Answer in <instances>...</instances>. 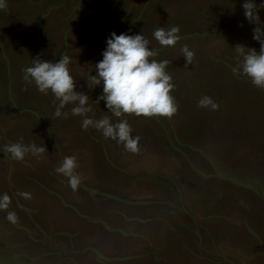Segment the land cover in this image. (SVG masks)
I'll use <instances>...</instances> for the list:
<instances>
[{
  "label": "crops",
  "instance_id": "0c3cea01",
  "mask_svg": "<svg viewBox=\"0 0 264 264\" xmlns=\"http://www.w3.org/2000/svg\"><path fill=\"white\" fill-rule=\"evenodd\" d=\"M138 32L150 45L158 43L151 42L152 32L133 30ZM100 47H105L104 40ZM101 50L97 46L86 60L87 55L81 57L85 71L76 70L73 58L68 68L74 80L91 82ZM171 56L149 58L168 57L172 67L165 71L185 80L184 87L171 95L177 110L170 117H112L103 102L93 103L92 91L75 83L78 91L89 95L96 118L127 120L131 135L139 137L135 153L94 128L82 129L80 117L70 112L66 118L54 117L55 104H49L53 96L27 93L25 86H35L22 78L23 73L18 75L22 67L6 71L15 80L7 99L0 76V147L20 140L46 148L39 158L26 154L19 161L0 151V193L10 198L8 207L0 209V223L8 225L10 240H17L20 235L14 231L25 227L41 236L30 244L24 238L26 253L40 248L62 264H264V204L252 197L237 200L241 193L248 194L240 186L231 184L226 190V185L201 176V169L212 168L203 161V148L198 144L192 148L196 127L220 126L200 115L203 107L197 106L207 95L198 82L208 57L197 58L200 66L194 68L191 59L190 69L177 73ZM70 107L66 104L62 111ZM71 155L77 157L74 171L81 178L75 191L55 171L63 157ZM9 211L15 213V222L6 219Z\"/></svg>",
  "mask_w": 264,
  "mask_h": 264
},
{
  "label": "rangeland",
  "instance_id": "374dc122",
  "mask_svg": "<svg viewBox=\"0 0 264 264\" xmlns=\"http://www.w3.org/2000/svg\"><path fill=\"white\" fill-rule=\"evenodd\" d=\"M241 3L242 0H7V7L0 10L2 95L7 99L8 89L11 86L13 89L15 82L6 71L22 67L18 72L21 76L19 73H23L36 56L54 61L59 55L67 54L70 62L76 58V70L85 71L81 57L87 55L83 57L86 60L97 46L101 50L110 32L133 34V30L141 27L143 32L149 33L156 28L178 26L179 39L173 46L149 43V48L156 52V58L167 54L175 57L177 73L187 72L191 66L182 56V45H187L194 53L193 68L200 66L197 58L208 57L203 79L198 83L218 107L215 110L203 107L200 115L213 123L219 122L220 126L213 128L208 124L195 128L196 142L192 148L200 145L203 161L212 168L205 167L199 173L209 180H217L221 186L226 185V190L231 184L240 186V190L248 194L241 193L237 200L252 197L264 204V89L234 71V44L242 43L259 50V43L251 38L254 25L245 20ZM256 3L259 4V0ZM258 16V22L264 24V8L258 9ZM162 60L169 61L165 70L172 67L168 57ZM74 74L78 76L79 71L74 70ZM82 75L84 73H80ZM89 81L87 78L90 85ZM74 83L95 96L100 93L98 86L91 90L87 87L86 78H75ZM171 83L174 87L170 95H174L184 87L185 80L176 74L171 77ZM77 85L75 90L78 91ZM193 85L196 88L198 84ZM25 90L34 97L45 98L46 95L35 87L25 86ZM48 96H52L51 92ZM55 103L54 99L49 102ZM193 161L195 163L196 159ZM7 226L0 223V264L63 263L43 254L40 248L26 253L24 238L30 244L39 242L41 236L25 227V230L14 231L20 235L17 240H10L6 235Z\"/></svg>",
  "mask_w": 264,
  "mask_h": 264
},
{
  "label": "clouds",
  "instance_id": "9594fccd",
  "mask_svg": "<svg viewBox=\"0 0 264 264\" xmlns=\"http://www.w3.org/2000/svg\"><path fill=\"white\" fill-rule=\"evenodd\" d=\"M7 7V0H0V10ZM241 8L245 20L253 24L251 38L259 43V50L242 43H236V67L234 71L246 76L250 83L264 89V24L259 20L258 9L264 8V0H242ZM242 26V25H238ZM178 26L168 29L156 28L152 37L160 46H173L179 39ZM150 41L141 32H110L105 37V47L101 50V59L95 62L94 74L91 76V90L100 86L101 91L92 99L99 105L104 102V109L112 117L120 118L124 114L144 116L160 115L170 117L176 112L174 98L170 90L174 87L171 76L165 71L167 60L149 59L155 57L156 52L149 48ZM186 62H190L194 53L187 45L180 49ZM70 56L59 55L58 60L41 59L36 56L29 66L23 69V79L29 85H35L38 92H51L55 103L52 115L66 118L69 112L72 116L80 117V127L97 130L103 137L122 144L125 151H138L139 137L131 135L130 125L126 119L113 120L105 115L94 116L93 104L89 103V95L84 91H77L74 77L70 74L68 65ZM71 105L69 111L63 112L65 105ZM198 107L217 109L218 105L211 97L205 95L198 99ZM92 115H89V114ZM44 144L35 142L25 144L20 140L3 145L0 151L7 153L13 160H21L26 154L39 158L45 152ZM75 155L64 156L55 171L67 178L69 187L75 191L81 183V178L74 169L77 167ZM25 198L29 193H20ZM10 203L7 193H0V209H5ZM6 219L15 222L14 212H7Z\"/></svg>",
  "mask_w": 264,
  "mask_h": 264
}]
</instances>
